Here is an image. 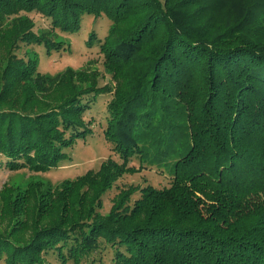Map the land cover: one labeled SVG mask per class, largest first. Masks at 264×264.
I'll return each mask as SVG.
<instances>
[{"label": "trees", "instance_id": "16d2710c", "mask_svg": "<svg viewBox=\"0 0 264 264\" xmlns=\"http://www.w3.org/2000/svg\"><path fill=\"white\" fill-rule=\"evenodd\" d=\"M85 13L110 20L99 45L114 86L17 54L63 48L53 30L77 31ZM108 93L104 136L123 162L4 184L0 264H82L104 243L114 264H264V0H0V167H58ZM132 157L170 168V186L121 189L103 214Z\"/></svg>", "mask_w": 264, "mask_h": 264}, {"label": "rangeland", "instance_id": "374dc122", "mask_svg": "<svg viewBox=\"0 0 264 264\" xmlns=\"http://www.w3.org/2000/svg\"><path fill=\"white\" fill-rule=\"evenodd\" d=\"M34 22L36 32L48 31L51 27V20L39 12L33 11L26 13ZM110 20L102 15L95 18L93 14L85 13L82 18L80 28L75 32H65L55 29L54 38L56 41L63 42V48L56 49L44 44H22L17 54L25 56L26 48H32L38 58V70L42 73L54 75L63 71L67 67L74 69L97 70L102 76L100 84L116 81L104 69V56L100 50V40H103L108 33ZM95 32L97 40L95 45L89 47L87 41L91 32ZM111 94H100L92 102L91 107L84 114V119L91 129L86 136L77 138L72 146L67 149L69 158H66L56 168L47 172L34 173L29 170L14 171L5 166L0 167V191L4 184L13 181H23L30 176H40L42 179L57 185L65 179H73L77 175L84 174L88 170H98L102 162L112 159L119 163L123 159L112 149V144L105 138L104 130L107 123L106 105L111 98ZM128 167L132 171L125 172L103 196V205L100 211L106 214L110 211L113 204V198L121 189L136 186L139 188L152 185L157 189L169 187L172 181L170 168L164 164L143 162L137 157H132L128 161ZM141 195L138 190L131 198V204ZM114 248L104 243L93 253L90 258L83 260L82 264H114ZM54 263L58 261L51 257ZM4 264V263H1Z\"/></svg>", "mask_w": 264, "mask_h": 264}]
</instances>
